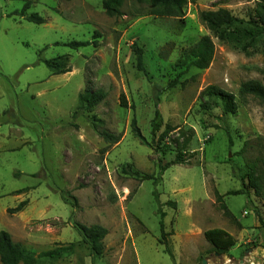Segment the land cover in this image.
Wrapping results in <instances>:
<instances>
[{
	"label": "rangeland",
	"instance_id": "rangeland-1",
	"mask_svg": "<svg viewBox=\"0 0 264 264\" xmlns=\"http://www.w3.org/2000/svg\"><path fill=\"white\" fill-rule=\"evenodd\" d=\"M102 1L0 0V231L37 254L70 247L43 264H264V106L239 95L244 82L264 85V25L251 18L264 0H188L183 17L140 12L126 0L120 18L108 16ZM27 3L26 14L45 24L16 15ZM220 8L239 21L211 31L200 15ZM204 36L215 45L209 68H191L163 92ZM72 41L90 44L74 49ZM137 48L147 74L137 67ZM64 55L70 72L53 75L43 62ZM209 86L235 95L237 113L203 97ZM87 89L107 96L74 118ZM157 109L158 136L166 125L175 129L160 150L152 142ZM134 118L151 146L134 136ZM191 129L184 164L166 170L161 183L126 172L158 175L160 163L176 159L181 131ZM250 166L263 195L247 179ZM247 188L249 201L230 194ZM77 224L107 229L101 256ZM210 229L227 231L236 245L216 253L205 238Z\"/></svg>",
	"mask_w": 264,
	"mask_h": 264
},
{
	"label": "trees",
	"instance_id": "trees-1",
	"mask_svg": "<svg viewBox=\"0 0 264 264\" xmlns=\"http://www.w3.org/2000/svg\"><path fill=\"white\" fill-rule=\"evenodd\" d=\"M126 0H103L102 6L105 13L110 17L120 18L123 15V7ZM135 5L141 10H148L151 15L161 16V17H183L185 7L188 0H134ZM28 3L23 8L22 11L17 12L22 18H25L28 22L35 24H45L46 20L39 16L38 14L27 15ZM201 21L207 26L211 31H218L223 27H230L237 23L239 19L234 16L228 9L220 8L216 11L207 10L203 11L200 15ZM252 19H256L257 22H261L264 25V3H258L257 8L254 9L253 14H251ZM98 36V35H97ZM89 42H77L72 41L67 44V46L79 49L81 47L88 46ZM137 54V67L140 71L147 74L145 64H144V51L140 48L136 49ZM215 54V45L209 36L202 37L191 49H189L184 58L177 62V67L181 69L178 76L170 81L167 86L162 90L165 92L171 88L176 87L181 78L186 72L191 68H196L198 70H205L211 65ZM47 69L53 75H62L70 72V57L68 55L59 56L52 60H45L43 62ZM239 95L242 98L247 96H252L257 99L264 106V85L258 80H250L244 82L239 90ZM107 94L103 90L91 91L85 90L79 96V107L74 113L73 117L76 118L80 113L91 112L96 106H98ZM202 96L212 100L216 103H221L224 114H236L238 105L236 103V97L232 93L226 92L219 87L209 86L202 92ZM123 106H126L124 97H122ZM158 106V105H157ZM160 112L156 110L155 118L152 121V142L156 143V148L161 149L160 144L175 131L170 125H166L164 131L160 133L162 128V123L159 120ZM95 128L96 124L93 123ZM132 130L134 136L145 146H151L146 137L142 134L137 120L134 118L132 120ZM181 136L185 137V140L179 145L178 155L175 160L160 163L158 175L140 174L136 171H126L131 173L140 181H153L155 185L162 182V177L166 170L174 165L184 164L185 160L181 157L183 152L187 149L188 145L192 141L194 136V131L191 129L189 134L187 132L181 131ZM99 135L108 142H117L119 140L115 135L110 134L107 131H100ZM158 136V137H157ZM255 166L249 167V172L247 173V179L250 181L251 187L257 191L258 194L263 195L262 184L260 177L255 175ZM23 191H19L17 194H21ZM232 195H247L248 201L250 200L249 189L238 190L230 193ZM264 196V195H263ZM27 205V201L19 204L16 209H11L10 213L22 211ZM170 205L175 206V203H170ZM227 216L233 218L231 214L227 213ZM166 214L161 212V222L160 227L163 236L164 233V218ZM77 229L82 235L85 243L90 245L92 251L97 255L101 256L104 252V239L108 234L107 229L99 226H86L82 224H77ZM205 238L207 242L212 246V249L218 254L228 253L235 245L236 240L232 235L223 229H210L205 232ZM166 244V243H165ZM168 245V244H167ZM71 251L70 247H58L56 249L42 252L40 254L28 251L22 244L13 241L11 235L6 231H0V263L1 264H43L44 261H57L62 259L66 254ZM166 252L169 253L172 258H174L172 250L169 246L166 248Z\"/></svg>",
	"mask_w": 264,
	"mask_h": 264
}]
</instances>
